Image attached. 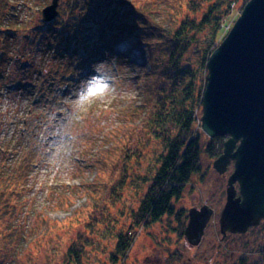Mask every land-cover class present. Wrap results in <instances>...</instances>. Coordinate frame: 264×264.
Instances as JSON below:
<instances>
[{
    "label": "rangeland",
    "instance_id": "obj_1",
    "mask_svg": "<svg viewBox=\"0 0 264 264\" xmlns=\"http://www.w3.org/2000/svg\"><path fill=\"white\" fill-rule=\"evenodd\" d=\"M80 1L82 5L87 2L88 12L101 10L99 0H60L61 19L69 18V10ZM128 1L130 8L141 13L140 2ZM145 1L164 18L166 13L159 3ZM12 3L18 7L15 18L25 26L13 41L15 50L0 69V149L9 147L6 152L0 150V165H14L19 173L22 168L17 166L26 156L34 155L35 161L30 173H19L26 176L24 188L12 185L6 192L9 197L0 195V264L74 263L70 249L81 236L90 240L81 264H186L184 248L188 244L174 234L177 224L171 217L139 229L126 257L111 256L115 236L130 227L132 211L138 208L146 189L133 185V179L143 173L145 159L140 166L133 164L132 175L126 177L129 183L117 195L116 205L108 201L109 221L88 231L95 208L92 200L101 197L105 184L100 182L107 183L118 164L122 137L127 136L147 98L145 88L154 81L150 58L163 57L169 36L161 40H153V36L149 43L140 40L137 46L124 36L117 40L98 36V42H90L89 34L86 51L76 50L73 34L63 38L66 31L62 23L66 21L48 30L43 26V10L52 0ZM235 8L223 29L228 30L240 14V4ZM83 15L85 21L89 15ZM202 135L201 168L175 202L178 209L204 200L215 208L218 202H225V181L213 169L214 159L203 152L208 137ZM22 142L23 148H19ZM171 253L175 255L170 258ZM194 253L197 256L190 257L192 264H264V224L226 240L219 231L215 234L211 230Z\"/></svg>",
    "mask_w": 264,
    "mask_h": 264
},
{
    "label": "trees",
    "instance_id": "obj_2",
    "mask_svg": "<svg viewBox=\"0 0 264 264\" xmlns=\"http://www.w3.org/2000/svg\"><path fill=\"white\" fill-rule=\"evenodd\" d=\"M131 1L140 2L141 13L130 8L132 4L128 0H99L97 4L101 10L95 14L88 12L87 2L84 1L82 5L80 1L71 10L67 8L71 11L69 18L62 20L59 15L49 25L43 23L48 30L58 26L61 20L66 21L62 23L63 31H66L63 38L73 34L72 43L76 50L79 47L85 51L84 44L90 39V42H98V36L114 40L124 36L137 46L142 40L149 43L153 36L156 37L153 40H161L165 36L167 39L169 36L163 57L150 58L154 81L145 88L147 98L141 103L140 112L127 136L122 137L118 147V164L113 166L107 183L106 180L100 182V185L105 184L101 197L92 200L95 208L88 227L91 232L98 225H105L109 221L106 211L108 201L111 206L116 205L117 195L129 183L126 177L129 173L132 175L133 170L130 169L133 164L140 166V161L146 160L143 173L133 179L137 189H143L144 186L146 189L138 208L132 211L130 227L115 236V251L111 255L113 259L127 256L139 229L174 212L175 202L190 177L200 170L203 150L200 115L207 80V61L227 33L223 29L224 21L238 4L242 10L249 0H155L164 8V18L157 15L148 1ZM17 8L12 0H0V69L4 68L9 54L15 50L13 41L25 26L15 18L14 10ZM79 9L80 13L77 11ZM82 14H88L89 17L83 21ZM237 17L232 19L233 23ZM76 21H81L79 27ZM89 34H92L90 39L87 37ZM82 37L88 39L84 42ZM82 49L78 50L87 53ZM189 55L193 58L191 61ZM153 70L148 74L150 77ZM224 141L225 137L208 138L203 152L212 159L217 158L222 152ZM23 145V142L20 143L19 148H23ZM5 148L0 150L6 152L9 149ZM25 158L17 166L18 170L22 168L19 171L21 174L30 173V165L35 161L34 155L29 154ZM19 173L14 165H0L2 198L9 197L6 192L12 185L24 188L23 179L26 176ZM75 243L76 247L70 249L69 253L74 263H70L81 264L79 261L90 246V240L81 236Z\"/></svg>",
    "mask_w": 264,
    "mask_h": 264
},
{
    "label": "water",
    "instance_id": "obj_3",
    "mask_svg": "<svg viewBox=\"0 0 264 264\" xmlns=\"http://www.w3.org/2000/svg\"><path fill=\"white\" fill-rule=\"evenodd\" d=\"M60 0L43 10V21L59 15ZM202 95L200 129L208 138L225 137L213 169L224 174L226 203L220 231L245 233L264 220V0H249L210 54ZM235 183L240 196L236 197ZM212 214L208 207L190 209L184 231L187 242L197 245Z\"/></svg>",
    "mask_w": 264,
    "mask_h": 264
},
{
    "label": "flooded vegetation",
    "instance_id": "obj_4",
    "mask_svg": "<svg viewBox=\"0 0 264 264\" xmlns=\"http://www.w3.org/2000/svg\"><path fill=\"white\" fill-rule=\"evenodd\" d=\"M230 166H232V169L230 168ZM234 170V167H233V162H230V164L228 165L227 167V170L224 174H218V176L222 179V181L224 183V186H225V189H224V196H225V202L224 204L222 202H218L217 205L219 207L215 208L214 205H210L207 200H204L203 202L195 205V206H192V207H189L188 209H185L184 207L182 208H175L174 212L171 214V215H167L165 217H168V218H172L173 222H175L177 224V227L173 229V231L175 232L174 234L176 236H178L179 239H185L186 243L188 244V247L184 248L186 249L187 251V255H188V258L187 259H184L183 261L186 263V264H192V258H190L191 256H197L195 253H194V250H197L198 248H200L202 246V244L204 243L205 239L207 238L208 234L211 232V230H213L216 234V231H219L220 235H221V239H228L229 237H232V236H235V237H238V236H243V234H247L251 229L253 228H256L258 226H260L261 224H264V220H260L259 224L257 226H253V227H249L247 229V231L245 233H232V232H226L225 234H222L221 231H220V226H219V219H220V215H221V212L223 210V207L226 203V189H227V182H228V179L230 177V175L232 174ZM235 189L237 191V194H236V197H239L240 196V193H239V184L238 183H235ZM180 199H178L179 201ZM223 204V207L222 209L220 210L219 208L222 206ZM204 207H208L212 210V214L206 224V227L204 228V231H203V234H202V237L200 239V242L197 244V245H191L187 242L186 238H185V235H184V231H185V228L187 226V223L189 221V217H188V212L190 209H196V210H200L201 208H204ZM180 221V223H179ZM182 221V223H181ZM183 225V226H182ZM212 243V242H210ZM160 244V243H159ZM208 247L206 249H204L205 251L204 252H207L208 250ZM212 247H214L215 249H217L218 247L215 246L214 244H212ZM189 249V250H188ZM190 251H191V254H190ZM185 254V253H184ZM184 254L182 253V255L180 257H183ZM190 254V255H189ZM175 253H171L170 254V258L172 256H174ZM182 259V258H181ZM238 264V262H237Z\"/></svg>",
    "mask_w": 264,
    "mask_h": 264
},
{
    "label": "snow or ice",
    "instance_id": "obj_5",
    "mask_svg": "<svg viewBox=\"0 0 264 264\" xmlns=\"http://www.w3.org/2000/svg\"><path fill=\"white\" fill-rule=\"evenodd\" d=\"M102 90V89H101ZM90 94H94V93H90Z\"/></svg>",
    "mask_w": 264,
    "mask_h": 264
}]
</instances>
